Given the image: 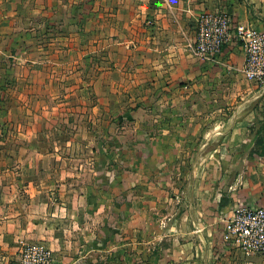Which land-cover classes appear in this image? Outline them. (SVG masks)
Wrapping results in <instances>:
<instances>
[{
  "label": "crops",
  "instance_id": "crops-1",
  "mask_svg": "<svg viewBox=\"0 0 264 264\" xmlns=\"http://www.w3.org/2000/svg\"><path fill=\"white\" fill-rule=\"evenodd\" d=\"M205 13L264 32V0H0L3 108L29 117L0 140L17 164L0 169L1 259L264 264L227 234L235 208L264 207V87L235 39L196 56Z\"/></svg>",
  "mask_w": 264,
  "mask_h": 264
},
{
  "label": "built area",
  "instance_id": "built-area-1",
  "mask_svg": "<svg viewBox=\"0 0 264 264\" xmlns=\"http://www.w3.org/2000/svg\"><path fill=\"white\" fill-rule=\"evenodd\" d=\"M232 39L243 50L245 78L264 87V32L251 25L233 27L227 14H202L197 21L194 53L204 59L213 57ZM227 234L232 244L245 255L264 253V207L235 208ZM18 264H53L52 252L40 244L25 245Z\"/></svg>",
  "mask_w": 264,
  "mask_h": 264
},
{
  "label": "rangeland",
  "instance_id": "rangeland-1",
  "mask_svg": "<svg viewBox=\"0 0 264 264\" xmlns=\"http://www.w3.org/2000/svg\"><path fill=\"white\" fill-rule=\"evenodd\" d=\"M11 69H12V67L8 66L7 64L4 67H0V75L5 76L6 78L10 77L11 76ZM2 77H0V78L3 79L4 77L3 78ZM56 87H57V90H59V83L58 82H57ZM12 91H14L12 84L7 83V82H4L2 84L0 82V140L2 142L5 140H8V141L12 140L13 136L15 134H17V132L14 133L11 130V125L15 121H18V122L20 121V122L25 123V122H27V117H28V116L27 117L23 116L21 118L18 116L17 117L7 116V109L3 108V106L4 105L6 106L8 101H11L9 98H13ZM12 133H13V135H12ZM68 136L71 137L69 133L62 132V135H60L59 132H53V134H52L53 139L52 140L55 141V140H58L60 138L63 139V138L68 137ZM3 145H4L3 147H1L2 145H0V150H2V148H3V150L8 151V152H11L13 150L12 147H8L7 149L4 148L6 145L5 143H3ZM18 152H20L19 149L16 151V153L18 154ZM9 159L8 160H1L0 159V169H1V167H5L6 169L8 168L9 170H12V169L17 170V164H14L12 159L11 160H9ZM0 264H18V257L16 255H14V256L12 255V256L5 258V259L0 258Z\"/></svg>",
  "mask_w": 264,
  "mask_h": 264
},
{
  "label": "trees",
  "instance_id": "trees-1",
  "mask_svg": "<svg viewBox=\"0 0 264 264\" xmlns=\"http://www.w3.org/2000/svg\"><path fill=\"white\" fill-rule=\"evenodd\" d=\"M257 138L255 140L254 153L258 156L264 155V124L259 127L256 132Z\"/></svg>",
  "mask_w": 264,
  "mask_h": 264
}]
</instances>
